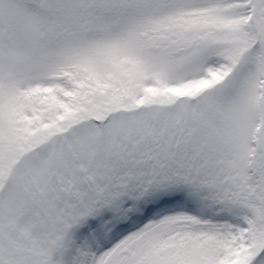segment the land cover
<instances>
[{"label": "snow or ice", "instance_id": "6c2138e0", "mask_svg": "<svg viewBox=\"0 0 264 264\" xmlns=\"http://www.w3.org/2000/svg\"><path fill=\"white\" fill-rule=\"evenodd\" d=\"M0 264H264V0H0Z\"/></svg>", "mask_w": 264, "mask_h": 264}]
</instances>
